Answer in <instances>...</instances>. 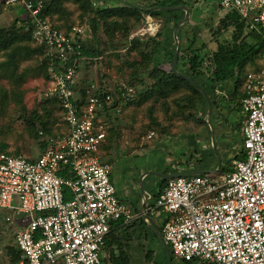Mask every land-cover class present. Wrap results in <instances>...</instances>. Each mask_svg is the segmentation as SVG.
Here are the masks:
<instances>
[{
	"label": "built area",
	"instance_id": "built-area-1",
	"mask_svg": "<svg viewBox=\"0 0 264 264\" xmlns=\"http://www.w3.org/2000/svg\"><path fill=\"white\" fill-rule=\"evenodd\" d=\"M214 1L247 19L250 29H263L262 64L246 73L240 101L245 157L234 159V170L222 176L168 178L156 205L144 213L155 208L167 213L162 236L178 260L264 264V0ZM6 3L24 6L34 43L43 46L50 59H58L48 68L46 95L59 100L65 123L56 136L39 131L46 145L35 159L0 151V206L26 215L25 225L15 233L22 256L16 264H104L102 252L112 222L130 223L142 213L135 214L119 198L112 165L97 155L106 137L100 113L109 107L119 114L135 99V88L121 83L110 92L92 83L85 100L86 95L77 92L81 66L90 60L82 53L85 27H57L42 15L43 0ZM158 27L148 15L133 37Z\"/></svg>",
	"mask_w": 264,
	"mask_h": 264
},
{
	"label": "rangeland",
	"instance_id": "rangeland-1",
	"mask_svg": "<svg viewBox=\"0 0 264 264\" xmlns=\"http://www.w3.org/2000/svg\"><path fill=\"white\" fill-rule=\"evenodd\" d=\"M2 1L4 0H0V3H2L0 9V26L7 27L11 25L16 19L28 18V12L21 3L7 4L6 0L4 2ZM119 3V0L99 1L100 6H109ZM67 6L73 12L72 18L74 24L81 23L80 19L78 18V11L76 10V6L72 3H67ZM148 15L152 14L145 13L142 19H140L137 27L133 28L130 31L128 37L124 36L122 32H118L116 33L113 41H109L108 37L102 35V32L100 33V37H102V39L100 40V48L102 49L103 54L92 60L86 61L87 63H83L80 69V78L78 81V94L81 95L82 92L85 91V100L88 97V93L86 92V90L92 83L103 85L108 88L110 92H112V89H114L117 85H120L121 83L133 86L136 91L135 101L140 99V92L144 88H147L148 86H151L154 83V79L148 76V72H141L139 75V77H144L143 83H141V79H132L133 71H135L136 68L139 69L138 64L133 65V63L139 61L140 56L138 55L137 51L129 50L131 43L128 42V38L133 37V34L142 25L145 24L146 17ZM152 16L154 17V19L160 22V24H158V29L156 31L147 33L145 36L133 37V39L139 38L140 40H147L149 42V46H152L154 44L153 38L151 37L155 36L157 33L159 35L155 37L157 39H163V37L170 38L172 32H174L172 30L171 24H167L168 26L164 24V17L154 15ZM201 18L202 17H200L199 15H193L191 17V20L187 22V25L185 24L181 29L180 36H182L183 33H186V36L193 40V38L197 36L196 33H201V29L203 28ZM246 21V23H248V20ZM195 24L197 25L195 26ZM79 25L87 27V22L81 23ZM210 32H214L213 34L217 37L220 36L219 33H223L222 31L218 32L215 29H212ZM90 38L91 35L88 34L87 39L89 40ZM228 38H230V35L228 36L227 34H225L221 38V40ZM201 42L202 39L199 43ZM199 43L194 42V44H192L194 46H201V44ZM185 44L186 42L183 41L181 46L182 49L186 47ZM149 49H151V47ZM2 59L4 58L1 57L0 61ZM39 60L37 58L34 60L21 62V71L27 67L31 69V71H29L27 74L26 82H24L22 86L15 84L12 81L13 79H10L8 77L1 76L0 78V143L7 145L6 150L18 153V155L21 154L25 157L32 159L37 158L42 152L40 140L38 137L35 138V133L36 131L38 132V130L41 129V125L43 122H49L48 127H51L52 131V134L50 136L58 135L63 129H65V123L62 120L61 112L58 110V108H56V106L53 105L52 110L49 113L48 111H46V109H43L41 105H38V100L47 99L46 97L48 96L46 94L48 93L47 91L50 87L48 81H45L42 76H36V66L38 65ZM260 64L261 62L260 60H258L257 65ZM150 67H152L151 64ZM253 67L254 66H248L245 69L244 73L240 76L237 83H235L234 79H231L230 83L228 84V80L222 81L219 84L220 87H225V89L231 87L234 89L236 86L238 93L244 91L246 73L250 71ZM182 93L185 94L187 93V91L183 89L181 93L174 94V96H171L170 98H167L165 100H159L156 102H154L155 97H152V99L141 105L137 104V102H134L133 109L126 114H124L123 111H121L119 114L110 111L111 114L109 117L103 116V118L107 120L105 122H110L114 120L115 123H117L119 119L123 117L122 120H124V117L126 116L127 119H133L131 124H134V128H138V133H140L139 138L140 136L142 137V135H149L150 131L153 128H156L154 127L155 125L152 124V120L154 118V120L159 119L161 121V124L165 125V129H167L168 131L167 133L170 134L167 135L165 132L161 131L159 136L155 137V134L152 136L154 139L152 138L149 143H156L158 148L157 150H155L158 152V154L154 152L151 155L152 159H149L150 156L148 155L147 151L138 150L133 152L129 148L128 150H124L123 153H121L120 157L117 159L116 163H114L111 169V171L113 172V181L116 188H120L122 184H124L123 180H125V177L129 174L128 172L131 171L135 173L134 182H136L137 187L135 186V188H133L134 193H132L131 197L123 198V201L135 213L136 210L140 209L144 199V195L142 194L141 189H139L140 186L138 184L140 175L137 173L139 171V168H142V166L151 168L154 167V160L156 155H160V153L164 151L166 154L170 155L171 159H177L189 153V148L191 146V148L195 149L197 152V167L205 171H211L213 164L211 162H207L206 153H210L213 157V160L217 157L216 154L218 153L221 162L224 163L226 160V156L222 148L226 150L228 156L230 152H232V155L235 154V152H233L234 149H240L242 147L243 135L241 130H239L238 122L242 119L241 116L244 117L245 114L240 112L238 108L233 107V105H235V101H232L231 105L228 102V105L225 108V110H227L225 113V119L227 120L229 126L225 129V137L224 139L222 138V141L220 136L222 134H219L217 131V120L215 117V111L211 116L210 128L215 136V144L217 147L216 153L214 142L211 136L210 139L209 136H207V142L211 145L210 150L203 151L202 143L199 139L193 137L192 132L190 131L192 127L196 125V123H203L199 119L200 112L197 109H190L189 111H187L188 113H178V110L180 109L177 103L175 102V99H177ZM225 93H227V90L225 91ZM220 95L221 94H216V97ZM101 115H104V111ZM30 117L35 122L32 124V126L29 125L28 121V118ZM129 122L130 121L124 123L125 125H127ZM203 125L204 128H207L206 123H203ZM175 126H179L182 132L181 134L177 132L175 133L172 130L173 127L175 128ZM196 135L198 137H205L206 133L198 132ZM124 139L131 140V132L127 130ZM227 150H229V152H227ZM148 160H150V163H147L149 162ZM148 171H152V169L149 170L148 168ZM150 177L153 181L152 185H148L147 180H145L143 183L145 192L148 197V202L147 204H145L146 209L150 206L154 207L156 205V197L154 196V194L158 191L160 182V177L155 175H150ZM7 215H9V218L12 222L13 218H16L17 215H20V221H23L24 223L26 222V215H24L23 213L19 212L16 209L2 208L0 206V223L4 224V226L10 225V223L6 221ZM146 216L149 219H147L145 216L142 217L147 223L137 221V225L132 228L133 233L132 237L130 238L128 250L130 251L133 257V261L135 262V264H148L144 261V255L146 253V250L159 249V233L157 232V229L153 227V224H155L158 228H162V222L163 219L166 218L167 213L160 208H155L154 211L148 212ZM155 233L157 236L155 235ZM2 242H10L8 235H5L1 238V243ZM7 255L8 254H5V252L1 253L0 251V257L2 258V262L4 264H9V258L5 259ZM173 264H183V261L174 258ZM194 264L209 263L208 261L198 260L194 262Z\"/></svg>",
	"mask_w": 264,
	"mask_h": 264
},
{
	"label": "trees",
	"instance_id": "trees-1",
	"mask_svg": "<svg viewBox=\"0 0 264 264\" xmlns=\"http://www.w3.org/2000/svg\"><path fill=\"white\" fill-rule=\"evenodd\" d=\"M99 1L100 0H43L44 7L42 15H48L52 21L55 22L57 27L67 31L75 25L72 18L73 12L68 8L67 3H72L76 6L80 22H87V27H85V33L82 39V53L90 60L103 54L100 48V40L102 39V37H100L101 32L102 35L108 37L109 41H113L118 32H122L124 36L128 37L130 31L137 27L140 19H142L145 13L164 17V24H171L173 30L177 22L184 17L185 12L184 10L153 9L155 6L185 4L182 0H156L151 4L143 5H139L133 1L119 0V4L109 6H100ZM1 4L2 3H0V9ZM143 8H147L148 10H144ZM231 11H233L231 17L235 19V31L230 35V38L224 40L220 39L216 50L203 55L195 53L196 50L199 49H192L194 44L193 39V44L189 43L183 49L182 47L180 48L181 58L179 59H181V61H178L176 65L177 71L189 75L201 86L210 97L214 107H218L222 104L219 101L220 99L216 98V89L220 86L219 84L222 81H231V79H234L235 83H237L248 66H257L263 46V29H250L249 23H245L246 20L244 18L239 16L235 10ZM184 25L185 23L181 25L177 32L178 37ZM31 27L32 21L29 17L26 19H16L7 27L0 26V58H4L0 61V78L1 76L8 77L13 79L12 81L15 84L21 86L26 82L28 72L31 71L28 67L21 71V62L37 58L39 60L40 58L36 66V76H42L48 83L50 80L48 73L50 64H58V59H50L46 54L45 48L34 43ZM245 28H247L248 33L244 35L243 32ZM88 34L91 35L89 40L87 39ZM157 35L159 34L157 33L155 36ZM155 36L151 37L154 43L152 46H149L147 40H140L139 38L130 40L128 38V42L131 43L129 50L137 51L140 56L139 61L133 63V65L138 64L139 69L136 68V70L133 71L132 79H141V83H143L144 77H139V75L141 72H148V76L154 79V83L140 92V99L137 101L134 99L125 105H130L134 102L141 105L152 99V97H155L154 102L165 100L174 96V94L181 93V91L185 89L187 93H182L175 99L180 109L178 113L183 114L190 109H197L200 112L199 119L204 123L202 116L208 109L205 96L185 77L177 74L172 67V61L177 47L176 43L173 40L172 47H168L166 40L157 39ZM249 37L250 41L248 40ZM150 47L151 49H149ZM167 62L170 64L166 67L163 66V64ZM179 62H181V66ZM84 63L87 62L85 61ZM150 64L152 67H150ZM77 92H79L78 89ZM82 95L85 97V91L82 92ZM244 96L245 91L238 93L236 86L234 90L231 91V98L234 97L237 100L236 108H238L240 112L242 111L240 101ZM46 98L47 99L44 100H38V105H41V107L46 109L49 113L53 105L61 111L59 100L56 97ZM115 104L116 103H114V105ZM105 110L103 116L109 117L111 114L110 108L106 107ZM241 118L243 119L244 117L241 116ZM154 119L152 120V124L158 125L159 123ZM242 119L238 122L239 130L242 126ZM28 121L30 126L35 123L31 117L28 118ZM110 122L115 123L114 120ZM48 124V121L43 122L41 129L35 133V138L38 137L40 140L41 148H44L46 144L45 141L40 138L39 131L42 130L45 135H51V127H48ZM6 149L7 145L0 143V151L18 155V153ZM236 156L240 158L245 157L243 144ZM233 170L234 169L229 166L221 167L220 172H232ZM167 180L168 179L163 178L160 179L159 189L154 194L155 197L159 196L163 191L167 184ZM64 191L65 199L71 198L68 189L65 188ZM136 212L138 211L136 210ZM137 221L147 223L143 217H139L130 223H123L121 220L112 222L105 243V249H107L110 254L107 260L104 261V264H135L128 250V246L133 233L132 228L137 225ZM159 232L162 233L161 227H159ZM158 241L160 245L159 249L146 250L144 261L148 264H168L167 251L159 239ZM168 246L170 248V245ZM11 248L10 261L11 264H16L22 258L21 251L16 249V246H12ZM172 257L174 262L173 254ZM198 260L201 259L183 261V264H194V262ZM208 263L213 264L209 261Z\"/></svg>",
	"mask_w": 264,
	"mask_h": 264
},
{
	"label": "crops",
	"instance_id": "crops-1",
	"mask_svg": "<svg viewBox=\"0 0 264 264\" xmlns=\"http://www.w3.org/2000/svg\"><path fill=\"white\" fill-rule=\"evenodd\" d=\"M128 1H131V2L133 1V2L138 3L139 5H143V4H151L152 2H154L156 0H128ZM170 1H172V0H170ZM182 1H184L185 4H181V5H186L190 10L189 17H188L187 21L184 22L186 25H187V22L191 20V17L193 15L196 14V16L199 15L200 17H202L201 22H202L203 28L201 29V33H198L199 36L196 33V35L198 37L195 36V38H193L195 43H199L200 40L202 39V42L199 43V44H201V46H198V45L194 46L193 45L192 49H199V50H196L195 53H200L201 55H203V54L209 53L213 50H216L217 45L219 43V40L225 34H227L229 36V35H232L233 32L235 31V19L233 17H231V13L233 11L223 9L216 1H214V0H182ZM180 10H184V9H180ZM185 13H186V11L184 12V15H185ZM154 20L156 21L157 24H160V22L158 20H156V19H154ZM245 20H247V19H245ZM246 22L247 21H245V23ZM196 25L197 24H195V26ZM179 29H178V31H179ZM212 29H215L218 32L222 31L223 33L222 34L219 33L220 36L217 37L216 35L213 34L214 32L213 33L210 32ZM173 31H174V29H173ZM246 33H248L247 28H245L243 34L245 35ZM212 35H214V36H212ZM173 36H174V32H172L170 38L163 37V40L167 41L168 47H170V46L172 47L173 40L176 43V40H175V38H173ZM178 38H179L180 48L182 46L183 41L186 42L185 46H187L189 43L193 42V40H191L190 38H188L186 36V33H183V35L179 36ZM248 40L250 41V37L248 38ZM203 44H205V45H203ZM179 58H181L180 52H179L177 62L181 61V59H179ZM169 64L170 63L167 62V63H164L163 66L166 67ZM179 64L181 66V62H179ZM260 65H257V66H260ZM257 66H254L253 68H255ZM228 83H230V81L227 82V84ZM230 88L228 87L227 89H225V87L221 88L219 86L218 89H216V94H221L220 96H218L216 98H219L220 99L219 101L222 104H220V106H218V107L213 106V110H212V115H213V112L215 111V117L217 120V123H216L217 131L219 134H222V135H220L221 141H222V138L224 139V137H225V129L228 128V126H229L227 123V120L225 119V113L227 111V110H225V108L227 107L228 102L231 105L232 101H235V105H233V107L237 106V100L234 97L231 98V91L234 89L233 88L230 89ZM226 90H227V93H225ZM133 105H134V103L130 104V105H123L121 108L122 109L121 111H123L124 114L129 113L133 109ZM220 109H221V111H220ZM241 110H242V107H241ZM241 112H243V111H241ZM203 116H202V118H203ZM126 117H124V120H122L123 119V117H122L121 119H119V121L117 123L105 122V119H103L104 123H105V129H106V137H105L104 141L101 143L99 150L97 152V155L101 161L111 162L110 164L112 165V167H113L114 163H116L117 159L120 157L121 153H123L124 150H128L129 148L133 152L138 151V150L147 151L148 155L150 156L149 159H152L151 155L154 152L158 154V152L155 151L158 149L156 143L155 144L149 143V141L153 138L152 136L154 134H155V137L159 136L161 131L165 132L167 135H170L167 133L168 131H167V129H165V125L161 124V121L159 119H157V122L159 124L155 125L154 127H156V128H153L150 131V133L154 132V134L151 137H149V135H147V136L142 135V137L140 136V138H139L140 133H138V128L137 127L134 128L133 127L134 124H131L133 119H127ZM244 118H245V116H244ZM244 118H243V120H244ZM243 120H242V124H243ZM127 121H130V122L127 125H125L124 122H127ZM204 123H206V122L204 121ZM241 128H242V126H241ZM241 128H240V130L242 132ZM127 130L129 132H131V135H132L131 140L124 139L125 133L127 132ZM172 130L175 133L176 132L179 134L182 133L179 126L178 127L175 126V128L173 127ZM190 131L192 132V136L199 139L200 142L202 143L203 151L204 150H210L211 145L207 142V140H208L207 136H209V139H210V136L212 137L211 134H213V136H214V133L210 128V121H209V125H207V128H204L203 123L202 124L196 123V125L194 127H192V129ZM198 132H201V133L205 132L206 133L205 137H198L196 135ZM213 142H214L215 151L217 153V147L215 144V136H214ZM242 144H243V142H242ZM221 148H222V145H221ZM189 149H190L189 153H187L186 155H183L177 159H171L170 155L166 154L163 151L160 153V155L155 156L154 167L151 168V167L142 166V168H139V171L137 174H139L141 177V175L143 173H146L148 171V168H149V170L152 169V171L160 173V174H164V175H168V174H191V173H194L196 171H203L202 174H211L213 176H222L228 172H225V173L220 172L221 167H228L229 166V167H232L234 169L232 161L234 159H243V158L236 156V155H238L240 149H234L233 152H235V154L232 155L231 154L232 152H230L229 155L227 156L226 150L224 148H222V150L226 156V158H225L226 160L224 163L221 162V160L218 156V153L216 154L217 157L214 160H213V157L210 153L209 154L206 153L207 162H211L213 164V166L211 168L212 169L211 171H205V170L197 167V164H198L197 161L198 160L196 159V154H197L196 150L192 149L191 146ZM227 152H229V150H227ZM148 161L149 162H147V163H150V160H148ZM219 161H220V167H219ZM128 173L129 174L125 177V180H123L124 184H122V186L120 188H116V186H115L117 194L122 201H123V198L131 197L132 193H134L133 188H135V186L137 187L136 182H134L135 181V178H134L135 173H133L131 171ZM160 174H153V173L146 174L143 177V183L145 180H147L148 185L153 184V181H152L150 175L158 176V177H160V179L161 178L168 179V177H164ZM140 177H139V179H140ZM111 180L114 184L112 171H111ZM159 184H160V182H159ZM147 202H148V197H147L145 204H147ZM143 203H144V199H143ZM142 205H141V207H142ZM141 207L139 210H137L138 212H136V213L134 212V213L140 215V213H142L140 211ZM145 210H146V205L144 206V211ZM144 211H143L142 215H140L139 217L144 216V214L146 216V213H144ZM19 217H20V215H17L16 218H13V222H12L11 219L9 218V215H7L6 221L8 223H10V225L4 226V224L0 223V237L2 238L3 236L8 235V237L10 239V242H5V243L2 242L1 243V238H0V243H1L0 251H1V253L5 252V254H8L5 257V259L9 258V264H11V261H10V256H11L10 254H11V249H12L11 247L16 246L15 233L20 227L24 226L26 223V222L24 223L23 221H20ZM139 217H137V218H139ZM146 218L149 219L147 216H146ZM17 219H18V221H17ZM153 227L156 228L157 232L159 233V228L155 224H153ZM16 249H18L17 246H16ZM109 254L110 253L107 251V249L104 248V250L102 252L103 261L107 260V258L109 257ZM0 264H4L2 262L1 257H0ZM57 264H62V263H57Z\"/></svg>",
	"mask_w": 264,
	"mask_h": 264
},
{
	"label": "water",
	"instance_id": "water-1",
	"mask_svg": "<svg viewBox=\"0 0 264 264\" xmlns=\"http://www.w3.org/2000/svg\"><path fill=\"white\" fill-rule=\"evenodd\" d=\"M144 10H148L147 8H143ZM153 9H170V10H180V9H184L186 11L185 15L183 18H181L179 21H178V24L176 26V28L174 29V38L176 40V52L174 54V57H173V62H172V67L174 69V71L185 77L188 81H190V83H192L196 88H198L202 94L205 96L206 98V101L208 103V109L205 113V115L203 116V120L206 122L207 125H209V121H210V118H211V115H212V110H213V104L211 102V99L210 97L205 93V91L201 88V86L194 80L192 79L189 75L185 74V73H181L179 71H177L176 69V65H177V60H178V56H179V52H180V43H179V38H178V35H177V31L178 29L181 27V25L187 21L188 17H189V13H190V10L189 8L186 6V5H175V6H155L153 7ZM212 135V138L214 140V136L213 134ZM219 167H220V161H219ZM149 173H153V174H160V173H157V172H154V171H147L146 173H143L139 179V186H140V189H141V192L142 194L144 195V203L141 207V212L143 213L144 211V206H145V203H146V200H147V195H146V192H145V189H144V186H143V177L146 175V174H149ZM203 171H196L194 173H191V174H168V175H164V174H160L164 177H168V178H171V177H176V176H180V175H184V176H193V175H196V174H202ZM145 216V214H144ZM158 237L162 243V245L164 246L165 250L167 251V254H168V264H172L173 263V257H172V254H171V251H170V248L167 244V242L164 240L162 234L159 232L158 234Z\"/></svg>",
	"mask_w": 264,
	"mask_h": 264
}]
</instances>
